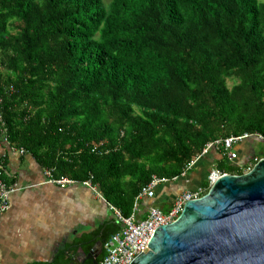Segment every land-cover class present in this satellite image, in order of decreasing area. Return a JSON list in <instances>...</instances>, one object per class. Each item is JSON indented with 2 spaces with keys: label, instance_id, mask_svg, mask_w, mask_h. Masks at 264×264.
Here are the masks:
<instances>
[{
  "label": "trees",
  "instance_id": "16d2710c",
  "mask_svg": "<svg viewBox=\"0 0 264 264\" xmlns=\"http://www.w3.org/2000/svg\"><path fill=\"white\" fill-rule=\"evenodd\" d=\"M0 96L10 143L128 216L209 142L264 136V2L0 0Z\"/></svg>",
  "mask_w": 264,
  "mask_h": 264
},
{
  "label": "crops",
  "instance_id": "0c3cea01",
  "mask_svg": "<svg viewBox=\"0 0 264 264\" xmlns=\"http://www.w3.org/2000/svg\"><path fill=\"white\" fill-rule=\"evenodd\" d=\"M253 140H244L249 148L244 141L236 144L238 156L229 161L246 167L253 159ZM222 156L220 149L211 148L186 173L159 184L154 196L140 198L132 213L144 219L150 205L167 211L183 192L205 189ZM0 160L11 174L0 178L18 185L10 209L0 215V264H98L105 255L104 241L122 224L94 182L89 186L78 180L64 187L50 182L47 168L33 153L1 135Z\"/></svg>",
  "mask_w": 264,
  "mask_h": 264
},
{
  "label": "water",
  "instance_id": "95a60500",
  "mask_svg": "<svg viewBox=\"0 0 264 264\" xmlns=\"http://www.w3.org/2000/svg\"><path fill=\"white\" fill-rule=\"evenodd\" d=\"M129 264H264V157L187 200Z\"/></svg>",
  "mask_w": 264,
  "mask_h": 264
},
{
  "label": "built area",
  "instance_id": "2783aa9c",
  "mask_svg": "<svg viewBox=\"0 0 264 264\" xmlns=\"http://www.w3.org/2000/svg\"><path fill=\"white\" fill-rule=\"evenodd\" d=\"M1 103L2 97L0 96V104ZM3 115V110L0 108V135L5 142L10 143L7 126ZM252 137L264 140V136L261 134H258L255 137L254 135L246 132L241 135H231L209 142L204 147L202 153L185 166L182 174L191 169L198 158L206 154L211 148L220 149L222 154L226 156L228 160H233L238 156V153L234 150L235 145ZM20 150L26 151L24 148H20ZM252 167L253 165H251V162L249 161L245 167V170H249ZM223 173L224 172L220 171L218 168H213L208 176L209 187ZM0 175L11 176L4 162L1 160ZM46 175L49 177L50 182L56 183L62 187L78 181L70 177H55L52 174V170L48 168L46 170ZM172 179L173 178L159 177L154 175L151 181L141 189L139 195L137 196V200L143 196H154V190L159 184ZM82 182L86 185L93 186L91 178ZM17 186L18 185L16 183L9 184L3 177L0 178V215L10 209V195L18 190ZM204 192L205 189L203 188L183 192L177 198H175L171 207L167 211H163L157 205H150L144 219H137L135 212L129 216H125L120 209L112 206L122 226L118 231L111 233L104 241L103 246L105 255L98 264H129V262L132 261L138 255V253L147 247V243L151 240L156 228L160 227L161 225L171 223L177 219L183 210L185 202L187 200L202 196Z\"/></svg>",
  "mask_w": 264,
  "mask_h": 264
},
{
  "label": "rangeland",
  "instance_id": "374dc122",
  "mask_svg": "<svg viewBox=\"0 0 264 264\" xmlns=\"http://www.w3.org/2000/svg\"><path fill=\"white\" fill-rule=\"evenodd\" d=\"M260 1L264 2V0H260ZM229 83L231 85L233 82L230 80ZM246 142L247 141H244V143H243L244 145L243 146H244V148H246L247 146L249 148V144H247ZM252 147H253V150H254V152H252L253 159H250L249 161L251 162V165H254L255 161H257L256 159H258V157L264 155V154H262V153H264V140L255 138V140H253ZM245 171H247V170H245Z\"/></svg>",
  "mask_w": 264,
  "mask_h": 264
},
{
  "label": "flooded vegetation",
  "instance_id": "af4514ba",
  "mask_svg": "<svg viewBox=\"0 0 264 264\" xmlns=\"http://www.w3.org/2000/svg\"><path fill=\"white\" fill-rule=\"evenodd\" d=\"M250 145H251V143H250ZM250 151H251V152H254L252 145H251V149H250Z\"/></svg>",
  "mask_w": 264,
  "mask_h": 264
}]
</instances>
